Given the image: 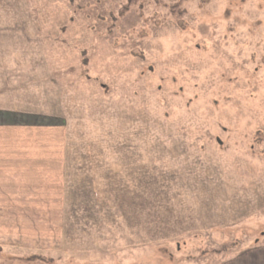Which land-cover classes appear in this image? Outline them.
Masks as SVG:
<instances>
[{"label": "rangeland", "instance_id": "1", "mask_svg": "<svg viewBox=\"0 0 264 264\" xmlns=\"http://www.w3.org/2000/svg\"><path fill=\"white\" fill-rule=\"evenodd\" d=\"M129 1L0 0V264H262L264 0Z\"/></svg>", "mask_w": 264, "mask_h": 264}, {"label": "crops", "instance_id": "2", "mask_svg": "<svg viewBox=\"0 0 264 264\" xmlns=\"http://www.w3.org/2000/svg\"><path fill=\"white\" fill-rule=\"evenodd\" d=\"M20 118H21V116H19L18 114L14 113V112L9 113V114H7V113L0 114V127L2 126L5 128V126H6V127H8V129H11V130L16 129V126H21L20 124L22 121ZM50 125L56 126L54 123H50ZM21 187H22V189L24 187L23 192H26L27 194H25V193L19 194L18 193L17 190L20 189ZM38 189L39 188L37 185H35V187L30 185V184H27V186H25V185L21 186L19 184L12 185V184H9L8 182L0 180V197H6L9 199L14 198L18 202L17 204L21 205L19 207H23V205H22L23 199L31 196L32 194H30V193H33L34 195H36V197L39 198L38 193H39L40 189L39 190ZM44 196H45V194H44ZM13 211H16V210H13ZM260 251H262V250H260ZM231 262H232L231 260H228L225 264H235V263H231ZM262 264H264V260H263Z\"/></svg>", "mask_w": 264, "mask_h": 264}, {"label": "trees", "instance_id": "3", "mask_svg": "<svg viewBox=\"0 0 264 264\" xmlns=\"http://www.w3.org/2000/svg\"><path fill=\"white\" fill-rule=\"evenodd\" d=\"M132 5H135V0H130L129 3L126 5V7L123 8L122 12L127 11V8L131 7ZM150 179L152 180L150 185L155 184L157 182V178L151 177ZM136 198L137 199L134 198L133 201H128L127 200L128 202H125V203H129V204L132 203L131 206H133L135 208V211L137 212V214H145V213H147L148 212L147 207H148V205L150 203L148 204L146 202V200L144 199L145 196L140 195V196H137ZM127 199H130V198H127Z\"/></svg>", "mask_w": 264, "mask_h": 264}]
</instances>
